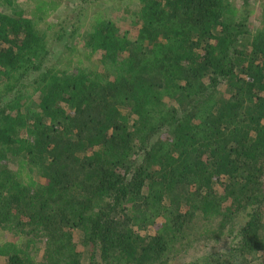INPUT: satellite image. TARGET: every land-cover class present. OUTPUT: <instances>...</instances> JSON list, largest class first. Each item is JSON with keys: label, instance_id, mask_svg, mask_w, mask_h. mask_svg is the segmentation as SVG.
Listing matches in <instances>:
<instances>
[{"label": "trees", "instance_id": "1", "mask_svg": "<svg viewBox=\"0 0 264 264\" xmlns=\"http://www.w3.org/2000/svg\"><path fill=\"white\" fill-rule=\"evenodd\" d=\"M33 2L0 0L4 264H264V16L140 0L59 68L38 21L61 3Z\"/></svg>", "mask_w": 264, "mask_h": 264}, {"label": "rangeland", "instance_id": "2", "mask_svg": "<svg viewBox=\"0 0 264 264\" xmlns=\"http://www.w3.org/2000/svg\"><path fill=\"white\" fill-rule=\"evenodd\" d=\"M61 5L58 9L53 11L48 19L37 20L41 30L48 32V36L53 39V54L50 55L47 65L58 66L59 68H66L63 65L66 59L73 56L74 58H85L84 53V34L93 22L95 16L112 19L120 28L126 30H134L140 27V22L137 13L140 9V0H58ZM237 7H241L243 0H232ZM250 7L253 11L250 17V26L253 30L260 27L263 23L264 16V0H249ZM21 7H26L29 14L34 9L33 0H18ZM31 4V5H30ZM129 10V11H128ZM31 15V14H30ZM79 24L78 32L75 36L73 33L64 39L55 40V32L61 31L63 27L71 29L72 22ZM69 49V50H68ZM84 51V53H83ZM82 52V54H80ZM96 57H100L98 54ZM62 58V62L60 59ZM87 60V59H85ZM38 93L32 97L33 101H38ZM11 232L3 230L0 227V244L5 241L18 240ZM39 264L44 263L43 251L37 254ZM6 262V257L0 256V264Z\"/></svg>", "mask_w": 264, "mask_h": 264}]
</instances>
